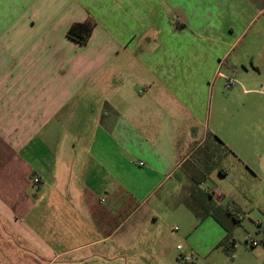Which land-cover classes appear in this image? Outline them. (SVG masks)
<instances>
[{
    "label": "crops",
    "instance_id": "1",
    "mask_svg": "<svg viewBox=\"0 0 264 264\" xmlns=\"http://www.w3.org/2000/svg\"><path fill=\"white\" fill-rule=\"evenodd\" d=\"M262 12L264 0H0V264H182L151 224L161 208L197 217L191 178L229 154L212 138L215 84ZM89 17L80 45L67 33Z\"/></svg>",
    "mask_w": 264,
    "mask_h": 264
},
{
    "label": "rangeland",
    "instance_id": "2",
    "mask_svg": "<svg viewBox=\"0 0 264 264\" xmlns=\"http://www.w3.org/2000/svg\"><path fill=\"white\" fill-rule=\"evenodd\" d=\"M231 54L228 60L237 64L228 69L224 62L220 70L211 123L232 153L220 159L201 185L202 191L220 193L221 206L231 210L229 235L224 240V231L215 221L202 222L188 209L180 211L181 207L171 212L158 209L165 218L151 224L169 241L177 259L185 256L182 264H264V12L239 38ZM229 78L236 79L237 85L228 88ZM220 168L226 171L225 177ZM172 186L168 183L164 190ZM162 194L166 193L160 190L149 203L159 201ZM138 218L128 221L120 234ZM176 228L179 230L173 231ZM251 241L259 246L253 247Z\"/></svg>",
    "mask_w": 264,
    "mask_h": 264
},
{
    "label": "trees",
    "instance_id": "3",
    "mask_svg": "<svg viewBox=\"0 0 264 264\" xmlns=\"http://www.w3.org/2000/svg\"><path fill=\"white\" fill-rule=\"evenodd\" d=\"M95 21L92 18H88L83 23L73 24L70 29L68 30L67 36L72 39L73 41L77 42L80 45H86L93 33L95 28ZM213 141L216 144L217 150L223 151L225 153H232L224 143L216 136H212ZM204 168L206 172L212 171L206 164H204ZM220 174H225V170L223 168L219 169ZM192 187L188 191V197L186 201L192 206L194 213L200 219H204L206 217H212L220 225L225 229L227 232V237L229 235V227L224 224V222L220 218V211L213 203L212 195L208 194L205 191H202L199 186L204 183L202 179L197 177L191 178ZM229 212V211H227ZM232 215V214H231ZM235 221L239 222L235 217H233Z\"/></svg>",
    "mask_w": 264,
    "mask_h": 264
},
{
    "label": "built area",
    "instance_id": "4",
    "mask_svg": "<svg viewBox=\"0 0 264 264\" xmlns=\"http://www.w3.org/2000/svg\"><path fill=\"white\" fill-rule=\"evenodd\" d=\"M236 85H237V81H236V79H234V78H229V79H227L226 86H227L228 88L234 87V86H236ZM263 89H264V85H263ZM34 184L38 186V184H39V180H38V179H35V180H34ZM205 192H207L208 194L212 195V197H213L214 200L217 199V198H218V199L221 198L220 193H216V192L211 191V190H209V189L206 190ZM219 200H220V199H219ZM251 245H252L253 247H256V246H259V243L256 242V241H251Z\"/></svg>",
    "mask_w": 264,
    "mask_h": 264
}]
</instances>
